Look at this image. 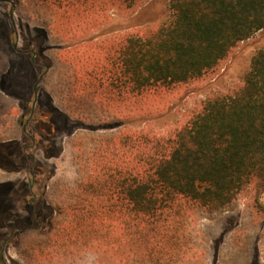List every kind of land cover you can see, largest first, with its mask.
<instances>
[{"label":"trees","instance_id":"1","mask_svg":"<svg viewBox=\"0 0 264 264\" xmlns=\"http://www.w3.org/2000/svg\"><path fill=\"white\" fill-rule=\"evenodd\" d=\"M13 1L9 36L26 39L25 24L36 58L12 48L27 70L14 74L16 61L0 51V146L6 145L0 162L24 177L50 175L53 168L42 164L57 159L46 160L38 150L33 161L26 150L31 133L48 145L57 143L58 159L65 160L67 149L77 154L75 178L55 172L37 215L24 210L19 197L7 196L6 204L18 203L20 212H6L3 224L40 225L15 233L9 248L23 262L55 264L54 257L71 245L64 244L76 238L87 244L85 236L97 233L96 227L109 231L119 222L128 232L124 263L175 264L183 247L179 231L232 211L248 185L264 191V49L252 57L239 91L209 96L165 136L119 129L125 121L92 129L84 121L78 125L76 113H86L88 105L71 92L67 96L61 71L67 55L86 48L85 62L67 69L84 75L82 88L102 113L106 107L112 111L113 102L120 108L147 93L211 79L241 43L264 30V0H168L170 23L92 45L94 38L84 36L105 25L110 10L133 14L148 0ZM41 33L48 43L35 41ZM14 175L0 171L2 180ZM101 243L122 247L108 237Z\"/></svg>","mask_w":264,"mask_h":264},{"label":"rangeland","instance_id":"2","mask_svg":"<svg viewBox=\"0 0 264 264\" xmlns=\"http://www.w3.org/2000/svg\"><path fill=\"white\" fill-rule=\"evenodd\" d=\"M11 11L12 7L9 3L0 2V47L16 61L14 74L20 70L22 74H25L24 71H27L24 67L25 64L18 63L19 56L14 54L13 49L20 50L19 53L27 49L34 51L33 46L29 44L30 39L33 38L28 34L25 24L21 25V31L26 33V39L20 36L19 39L17 37L14 40L10 38L9 34L14 27ZM108 15L109 21L105 25L97 30H91L84 36V40L94 38L89 45L113 40L133 31L146 33L150 30H157L170 23L174 18L168 0H148L142 5V8L133 14H121L116 10H110ZM35 41L42 44L48 43L43 33ZM74 43L67 41L65 45H74ZM261 49H264V30L241 43L213 78L192 81L167 92L147 93L142 98H137L134 104L131 102L130 105L128 103L120 108H117V104L113 102L111 106L113 110L110 111L106 107L104 113L97 108L96 102L90 100L89 90L82 88L83 83L86 82L84 75L76 77L72 69H67L70 64L73 67L75 64L78 68L82 61L85 62L87 56L85 47L79 54L67 55V59L61 63V66L65 65L61 70L64 71L62 85L68 87L66 89L67 96L72 94L74 97L75 95L76 101L82 98L86 99L87 112L78 111L76 113L80 126L83 121L89 123L91 129L125 121L126 124L119 129L146 130L156 135L165 136L178 130L188 120L191 111L209 96L239 91L244 86L245 75L250 68L252 57ZM28 54L31 57V53ZM18 91L24 92V89L19 86ZM25 113L27 114V111ZM98 133L108 135L112 132L99 130ZM75 155L67 149L64 161L57 159L46 163L47 166L56 165L55 174L57 177L72 180L75 178V168L72 164L75 163L76 159L73 158ZM121 225L117 222L109 231H105L103 227H96L97 230L94 232L98 231L97 233H88V236H85L88 239L87 244H84L79 238H76L74 242L64 244V246L71 244L68 247L69 250L59 252L54 257V263L126 264L124 260L128 245L124 240L127 239L128 232L121 231ZM105 237L118 243L122 246L121 249H117V247L104 248L101 242L105 240ZM178 237L182 240L183 247L179 249L180 256L175 264H264V191H260L255 184L248 185L232 211L213 220L201 219L192 224L189 230L186 231V228H183L179 231ZM4 255L6 264H26L18 257L13 248H7Z\"/></svg>","mask_w":264,"mask_h":264},{"label":"flooded vegetation","instance_id":"3","mask_svg":"<svg viewBox=\"0 0 264 264\" xmlns=\"http://www.w3.org/2000/svg\"><path fill=\"white\" fill-rule=\"evenodd\" d=\"M0 2H5L9 3L12 7L11 11V18L14 17V8L16 5L14 4L13 0H0ZM20 35H17V39H19ZM45 36V35H44ZM18 51L17 48H15ZM21 53H31L32 59L35 60L36 58V53L33 50H24L21 51ZM33 108H35V105H33ZM34 114V109L32 111V115ZM25 114H23L22 118L25 117ZM27 124H24L22 126L23 133H27ZM32 138H31V144L26 146V150L32 151L30 153V158L34 161L36 157V152L41 150L45 156L46 160H52V159H58L57 157H54L55 153L57 152V143H53L50 146L48 145V142H45L41 137L39 140H36V135L35 133H31ZM48 146V147H46ZM6 148V145L0 146V150ZM46 149L48 151V154H46ZM43 167H47V164H42ZM53 168V172H51L50 175H47L46 177H38V176H32V177H24L20 175V170L16 166H9L7 164H4V162H0V171L4 174H15L11 178H4V179H12L10 183H7L6 180H4V184L0 185V247H1V260L3 261L4 264H6V257H5V252L6 249L9 248L10 246L14 245V238L16 236V232L27 230V229H35L40 226L39 224L35 225H27L25 227H21L18 224L13 223L10 225V227L7 224H3L2 220L4 217V214L6 212H20V209L18 206V203H15L13 207H9L6 203V198L9 194H14L15 197H19L20 201H24V207L23 209H29L28 213L35 216L38 213L39 210V205L40 201L45 197L46 192L49 188V183L54 177V173L56 172V166L52 165L49 166ZM50 173V172H49ZM21 189H26L23 192ZM18 201V200H17ZM6 205L9 207L6 208H1V206ZM36 222H38L36 220Z\"/></svg>","mask_w":264,"mask_h":264},{"label":"crops","instance_id":"4","mask_svg":"<svg viewBox=\"0 0 264 264\" xmlns=\"http://www.w3.org/2000/svg\"><path fill=\"white\" fill-rule=\"evenodd\" d=\"M11 19H12V21H13L12 23H13V25H14V27H15L14 17L11 18ZM0 51H1V54H2V55H6V56L9 55V54H8L7 52H5L1 47H0ZM0 56H1V55H0ZM4 180H6L7 183H10V182L12 181V179H9V180H8V179H3V180H2V179L0 178V185H3V184H4V182H5ZM0 222H1V221H0Z\"/></svg>","mask_w":264,"mask_h":264}]
</instances>
